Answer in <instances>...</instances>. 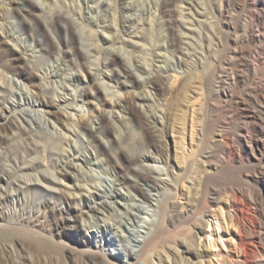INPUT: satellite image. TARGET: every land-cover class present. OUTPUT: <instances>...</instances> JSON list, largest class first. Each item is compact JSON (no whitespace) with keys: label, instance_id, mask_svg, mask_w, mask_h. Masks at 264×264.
I'll list each match as a JSON object with an SVG mask.
<instances>
[{"label":"rangeland","instance_id":"rangeland-1","mask_svg":"<svg viewBox=\"0 0 264 264\" xmlns=\"http://www.w3.org/2000/svg\"><path fill=\"white\" fill-rule=\"evenodd\" d=\"M160 1L133 0L131 3L127 4L126 2L119 5V0H0V39L2 40L0 60H11L17 65L15 72L11 70L5 72L9 80L8 88L19 93V97L15 96L11 99L16 102L21 101L25 108L38 110L41 113L50 110L43 109L35 102L41 91H47L51 97L56 96L60 103L59 107L52 109L55 113L46 115L53 128L47 125L45 133L37 132L42 149L39 155L41 164L34 169L15 172L13 175L17 173V176L20 175L28 181L37 179L40 185L45 188H59L58 185L40 176V173H47L51 178L61 180L62 184L70 191H74L77 183L74 175L76 176L78 173L71 170L72 172L70 171L68 176L61 177L54 165H49L47 161L46 151L58 141H62L59 148L64 149L67 158L71 160L80 157L83 160V163L73 161L82 174V179L80 177L82 183L86 182L87 186L93 188L90 192L100 193L103 200L109 204L112 202L108 199L110 181L114 179L112 172H133L132 169L136 167V164L129 158V155L131 152L135 154L137 151L147 149L157 155L162 156L163 154V157L167 152L170 158L169 164L173 166L174 172L177 170L182 172L181 170L189 161L193 163L189 171L192 173L177 182V190L183 195L181 197L178 194L176 199L182 205L189 201L191 190L188 182L196 180L202 171L199 158L194 155L187 159V156L193 151L192 131L194 129L192 124L195 112L204 107L203 80L206 73L211 74L210 77L214 76V81H216L217 74L230 77L231 72L232 75L236 70H239L228 58L232 49L230 50L231 46L227 41L233 35V30H229L228 25L241 28L246 23V0H241L242 2L239 0H180L172 5L175 20L177 19L185 27L192 26L197 29V34L193 37L182 35V46L192 42L188 70L180 65L176 54L170 53V55L165 51L168 38L163 30L162 15L158 11ZM192 1L199 3L200 11L204 14L198 19L197 25H192L191 22L193 21L194 24L195 17L191 15L185 5L186 2ZM225 1L227 3L225 11L227 12L224 11V17L221 18L219 12L221 4ZM251 1L264 2V0ZM114 7L115 10H112ZM57 12L63 16L60 22H56L53 16ZM113 17L116 27L119 28L123 20H126L127 23L131 19L135 21L130 30L146 37L145 40H137H139L140 48L143 47L148 54H151L159 43L164 46L162 53L165 55L166 61L162 66L167 67L166 70L169 69L167 70L169 79L166 81L163 92H157L152 85L144 87L142 80L145 75L134 69L131 52L124 51V49H130L122 48L123 45L104 39L111 36L113 32L103 28L101 18L106 23ZM127 23L124 25L127 26ZM122 34L121 32L120 36ZM240 34L239 29L236 35ZM124 37L127 38L126 35ZM94 45L98 47V53L91 51V47ZM258 45L261 47L258 50L259 56L264 62V40ZM251 47L254 46L251 45ZM117 49L124 54L119 56L112 54V50ZM210 49L211 51H209ZM138 50H134L135 55H141L143 59L145 57L147 60L152 59L151 55L139 53ZM198 57L202 60V66L196 65ZM150 62L153 65L158 64L154 61ZM126 71H129L131 75L127 79L128 86L122 84L125 81L122 75ZM16 72L17 74L14 75ZM104 73L110 77L105 76ZM240 73L242 81L236 84V90L244 91L251 84L252 78L258 80L264 76V63L258 66L255 73L241 69ZM12 79L16 80L17 84H14ZM187 79L193 81L186 82ZM146 93L151 97L149 103L151 110L157 114L160 112L162 117L159 119L161 125H157L148 133L149 139L137 120L140 116H144L147 109L144 103L137 100V96ZM116 96L120 100L130 103L127 109L122 110L114 107ZM167 110L173 112V122L168 128L164 127L163 120V115L168 112ZM42 114L44 115V113ZM116 115H119V120L115 119ZM70 117H74V120ZM78 120L87 122L94 134L93 137L74 126ZM237 127L235 126V128ZM97 128L100 129L97 131ZM126 132L129 133L128 137ZM231 139L233 155H236L235 163H232L229 170L225 171L227 173L220 179L212 182V187L214 186L216 189H221L226 182L239 184L241 179L238 172L245 174L252 172V165L255 161L253 158L248 160V149L242 146L240 141H235V137L234 140ZM88 140L92 141L91 147ZM65 141L66 145L63 143ZM119 148H123V150L118 153ZM27 153V146L21 135H8L0 127V171L2 167L13 169L16 165L25 162ZM213 153V160L220 156V150L217 148H214ZM95 157L99 160L111 159L112 164L108 165V171L97 164L98 160ZM146 165L155 173L164 172V175H160L161 178L170 179L169 165L163 162L146 163ZM129 176L131 177V175ZM223 182L225 183L223 184ZM41 187L39 186L38 189V187L31 186L27 191H16L12 187L10 189L5 181L0 180V196L5 193L2 198L0 197V264H64V261L69 259V252L64 253L65 260H60L58 257L52 259L49 256H39L29 243L22 241L20 219L23 216L32 218L43 211L41 200L45 196H42ZM142 187L152 199L156 197L154 195L159 197L162 193L161 190L160 194L153 191L148 185H142ZM121 191L128 195L126 189L122 188ZM129 193L131 199L126 198L120 202V205L115 204L114 211L107 207L102 209L103 217L100 214L96 216L98 218L95 223L91 219L88 220L86 225L89 227V231L83 232V237L85 236L89 243L94 244L97 241V247L100 246L104 255L121 264L127 261L125 249L133 246L132 238L137 236V231L142 230L141 227L145 225L144 220H150L145 214L149 209L148 203L134 189H130ZM220 193L219 198H223L221 204L214 205L207 216H199L198 221L201 223L206 221L208 225L204 226L203 223L199 237L193 244L188 245L191 249L197 246L201 250L200 260H197L198 264H228L225 259L226 255H230L233 263L237 259L235 248L238 246V228L229 218V202L226 200L228 199L226 192L220 190ZM47 198L65 213L66 202L64 203L58 196L54 198L47 196ZM82 201V198L78 199V205H76V200L67 202H70L71 207L76 210V208L82 207ZM248 205L252 210L253 204L249 203ZM116 208L120 211H115ZM45 216V223L55 229V220L48 213H45ZM64 216L67 223L73 226L74 213L72 215L65 213ZM103 218L115 226V229L105 231L101 227L104 223L100 219ZM152 219L154 220L156 217L153 216ZM256 221L257 219L252 218V222ZM76 223L77 225L79 223L81 227L85 224L82 219H77ZM70 226L65 231L82 239V236L77 235L74 228ZM5 230L9 231L10 236L2 238L1 234ZM92 233L97 237L94 238ZM124 247L126 248L124 249ZM172 250L175 264H191L190 261L183 258L185 255L181 253L178 246H173ZM151 264H159V262L153 259Z\"/></svg>","mask_w":264,"mask_h":264},{"label":"bare ground","instance_id":"bare-ground-1","mask_svg":"<svg viewBox=\"0 0 264 264\" xmlns=\"http://www.w3.org/2000/svg\"><path fill=\"white\" fill-rule=\"evenodd\" d=\"M132 1L133 0H119V5L125 4L126 2L128 4ZM177 1L180 0H161L158 6V11L163 19V30L166 32V38H168L165 51L169 54H176L180 60V65L189 69L188 59L190 56L189 51L192 48V42L187 43L186 46H182V35L193 37V35L197 34V29L192 28V26L185 27L181 22H178L177 19H174L172 5ZM240 1L241 0H239V2ZM226 4V1L221 4L219 12L221 18L224 17ZM185 5L191 15L195 17H193L194 24L193 21L191 22L192 25H197L196 23L199 22L198 19L204 15L200 11L199 3L192 1L186 2ZM108 6L111 7L110 4H108ZM112 10H115V7L112 8ZM246 13L247 19L243 27H231L228 25V29L233 30V35H231L227 41L228 45L231 46L230 50L232 49L228 58L230 62L235 65V68L239 70H236L232 75L231 72L230 77L217 74L218 76H215L216 81H214V76L210 77L211 74L208 75L206 73V77L203 80L205 89L204 107L200 109V111L195 112V118L192 124V128L194 129L192 131L194 137L192 139L193 151L187 156V159H189L196 155L202 164V171L199 173V177L196 180L191 181L188 179L190 180L188 183L191 190V198L186 204H184V202L183 205L176 199L178 194L181 197L183 195L177 190V182L180 179L183 180L184 176L192 173L189 171L193 163L189 161L183 170H181L180 167L182 172H179V170H177L178 172H174L173 166L169 164L170 158L167 152L164 153V157L163 154L162 156L157 155L147 149L137 151L135 154L131 152L129 158L136 164V167L132 169L133 172H112V174H114V179L110 181L108 188L110 192L108 199L112 201L109 203L110 205L103 200L100 193L94 192L93 194V192H90L93 188L87 186L84 181L82 183V180H80V177L82 179V174L77 164L73 161L76 160L77 162L83 163V160L80 157H75L71 160L67 158L64 149L59 148L62 141H58L52 148L46 151L47 161L49 165H54L57 173L61 177L68 176L71 170L78 173L76 176L74 175L77 181L74 191H70L62 184L61 180L53 179L47 173H40V176L58 185L59 188H45L40 185L37 179L28 181L20 175L17 176V173L13 175L15 172L34 169L37 165L41 164L39 155L42 149L40 148L41 145L37 132L40 131L45 133L47 125L53 128V126L50 125L49 119L46 118V115L55 113L52 109L59 107L60 103L56 96L51 97L48 95L47 91H41V93L38 94L39 98L35 99V102L43 109H50L43 111V115L38 110L25 108L21 101L16 102L12 100L11 98L18 96L19 93L8 88L9 80L5 72L10 70L15 72L17 65L11 60H0V127L1 130L8 133V135H21L27 146L28 152V156L22 164L16 165L13 169L2 167L0 171V180L5 181V184H7L10 189L12 187V189L22 192L29 190L31 186L38 187V189L39 186H42V190L41 188L40 190L42 191V196H45L41 200L43 211L32 218L23 216L20 219L22 241L29 243L37 255L49 256L52 257V259L58 257L60 260H65L66 255H64V253L69 252L70 257L67 261L65 260L66 262L64 261V264H121L110 260L109 257L104 255L100 250V246L97 247V241L94 244L89 243L85 236L83 237V232L89 231V227L86 225L88 220L91 219L93 223H95L97 220L96 218H98L96 216L100 214L103 217L102 209L104 210L107 207L112 209L111 211H114L115 204L120 205V202L126 198L131 199L129 190L134 189L139 196L148 203L149 209L146 210L147 213L145 214H147L150 220L147 221V219H145V225L141 227L142 230L137 231V236L132 238L133 246L131 248L124 247L127 251V257H125L127 261L124 264H141L142 262L144 264H151L153 259L158 260L159 264H175V258H173L172 255L173 246L179 247L181 253L185 255L183 258L186 261H190L191 264H198L197 260H200L201 250L197 248V246L191 249L188 245L193 244L195 239L199 237L203 223L204 226L208 225L206 221L202 223L199 222V216H207V213L210 214L214 205L221 204L223 198H219V193L220 190H222L225 191L228 196L226 200L229 202V218L237 226L239 233L238 246L235 248L237 259H235V263H233L230 255H226L225 259L227 263L264 264V76L258 80L252 78L251 84L244 91L236 90V84L242 81L240 69L255 73L258 66L264 63L258 53L259 48H261L258 44H261L262 40H264V2L246 0ZM53 16L56 22H60L63 19V16L58 12L54 13ZM101 19L103 28L110 29L113 32L111 36L104 39L112 43H119L123 45L122 48L126 47L130 49H124V51L131 52L134 69L145 75L142 80L144 87L152 85L157 92H163L166 87V81L169 79V75H167V70L169 69L166 70L167 67L164 68V66H162L166 61L165 55L162 53L164 51V46L159 43L151 54H148L143 47L140 48L139 40H137H145L146 37L133 33V31L130 30L135 23L133 19L130 21L128 20V23L126 20H123L120 28L116 27L114 17L106 23L103 21V18ZM125 23H127V26L124 25ZM127 28H129V30H127ZM239 29L241 34L236 35ZM121 32L123 34L120 36ZM124 35H126L127 38H125ZM1 44L2 40L0 39V48ZM251 45L254 47H251ZM119 49L112 50V54L116 56L124 54ZM135 49H139V53L151 55L152 59L147 60L145 57L143 59L141 55H135ZM91 51L93 53H98V47L96 45L92 46ZM209 51H211V49ZM150 61H154L158 64L153 65ZM201 61V58L198 57L196 65H201ZM16 74L17 72L14 73V75ZM104 75L110 77V75L106 73H104ZM195 75L197 74L195 73ZM130 76L129 71H126L122 75L123 79L126 81L122 82L124 86H128L127 79ZM210 78H213V80ZM191 80L187 79L186 82L188 81L191 83ZM12 82L17 84L16 80L12 79ZM243 84L244 82L242 86ZM137 100L147 106L144 116H140L137 120L139 126L146 131V137L149 139L150 135H148V133L151 129L155 128L157 125H161V121L159 120L162 119L161 113L158 112L157 114L151 110V105H149L151 97L148 93L139 94ZM129 104L130 103L126 100H120L118 96H116V100L114 101V107L116 109H127ZM169 109L171 110V108ZM167 111L168 112L163 115V120L165 122L164 127L166 128L170 127L173 122V109L171 112H169V110ZM119 118V115L115 116L116 120H119ZM70 119L74 120V117H70ZM74 126L80 129L81 132H86L90 137H93L94 134H92L87 122L78 120ZM235 126L238 127L235 128ZM99 129L100 128H97V131ZM126 134L128 137L129 133L126 132ZM234 137L236 139L235 141H240L241 145L248 149V160L251 158L254 159L255 162L252 165V172L248 174L238 172L240 173L241 179L239 184H228L227 182L224 184L225 182H223L224 185L222 188L216 189L214 186L212 187V182H216L226 174L227 172L225 171L229 170L232 163L235 161L236 155H233V147L231 146V138L234 140ZM63 143L66 145V141ZM88 144L91 147L92 141L88 140ZM214 148L220 150V156H217L218 158L213 160V154L215 153H213ZM122 150L123 148H119L118 153ZM95 158L98 160L97 164L108 171V165L112 164L111 159L99 160L97 157ZM159 162L169 165L168 167L171 169V171L168 172L170 179L161 178L160 175H164V172L155 173L153 169L146 165V163ZM129 175H131V177ZM224 178L226 179V177ZM142 185H148L153 191H157L158 193L161 190L162 193H159L160 198L154 195L156 197L152 199L145 193ZM122 188L127 190L128 195H125L121 191ZM4 194H2V196H4ZM2 196L0 197L2 198ZM47 196L51 198L58 196L64 203L66 202L65 213L70 215L74 213L75 221L73 226L67 223L64 216L65 213L57 208ZM81 198L83 200L82 207L76 208V210L71 207L70 202H67L69 200H76V205H78L77 201ZM80 202L79 205L81 204ZM247 203L253 204L254 207L252 210ZM111 204H113V206H111ZM115 211L120 210L116 208ZM45 213H48V215L55 220V229L49 227L45 223ZM153 216H155L156 219L153 220ZM105 218L100 219L102 223H104L101 227L105 229V231L114 230L115 226H112ZM252 218L257 219V221L252 222ZM77 219H82L85 224L82 227L79 223L77 225ZM69 226L74 228L75 233L82 236V239L68 234L65 230ZM117 230L116 228V231ZM1 236L2 238H7L10 236V233L5 230L2 232ZM92 236L94 238L97 237L94 233H92ZM120 260H122V258H120Z\"/></svg>","mask_w":264,"mask_h":264}]
</instances>
